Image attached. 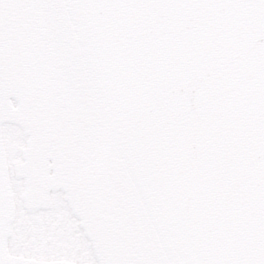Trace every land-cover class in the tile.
<instances>
[{
	"label": "snow or ice",
	"instance_id": "snow-or-ice-1",
	"mask_svg": "<svg viewBox=\"0 0 264 264\" xmlns=\"http://www.w3.org/2000/svg\"><path fill=\"white\" fill-rule=\"evenodd\" d=\"M0 264H264V0H0Z\"/></svg>",
	"mask_w": 264,
	"mask_h": 264
}]
</instances>
